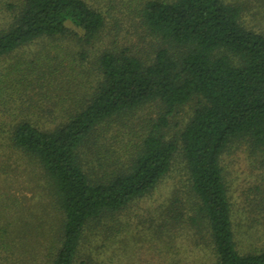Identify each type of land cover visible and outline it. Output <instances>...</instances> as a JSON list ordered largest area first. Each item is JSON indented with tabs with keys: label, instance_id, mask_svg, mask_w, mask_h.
Masks as SVG:
<instances>
[{
	"label": "trees",
	"instance_id": "16d2710c",
	"mask_svg": "<svg viewBox=\"0 0 264 264\" xmlns=\"http://www.w3.org/2000/svg\"><path fill=\"white\" fill-rule=\"evenodd\" d=\"M240 19L223 0H0V58L76 30L87 43L111 31L115 44L82 70L55 57L42 69L41 49L0 72V149L12 148L4 172L18 174L24 159L40 182L32 200L0 190V264H19L17 255L106 264L103 248L127 249L119 216L152 195L178 153L190 198L147 208L161 264H179L186 245L200 256L193 264L205 253L209 264H264V232L251 211L236 216L221 163L242 140L264 152V32ZM149 103L162 107L156 121L129 149L111 151L110 123ZM186 104L190 117L167 138L169 117Z\"/></svg>",
	"mask_w": 264,
	"mask_h": 264
},
{
	"label": "rangeland",
	"instance_id": "374dc122",
	"mask_svg": "<svg viewBox=\"0 0 264 264\" xmlns=\"http://www.w3.org/2000/svg\"><path fill=\"white\" fill-rule=\"evenodd\" d=\"M225 3L237 5L240 9L241 22L250 29L264 32V0H223ZM75 34L67 35L62 38L45 39L38 42L31 43L30 45L21 48L18 52H14L10 56L0 58V72L4 70L9 63L15 60V57L19 55L20 58L33 60L36 57V53L41 49L46 50V56L49 62L44 58L40 59L38 66L45 70H51L56 60L60 59V67L67 68L70 66V62H77V69L82 70L83 65L90 62L94 64L97 57L107 49L112 48L115 44L111 39L113 34L108 30L102 32L98 37L94 38L91 43H87L84 38L81 37V33L77 30ZM152 42L154 39L146 37L143 40V52L145 54L150 53L152 49ZM44 53V52H43ZM45 57V56H43ZM54 58V59H55ZM51 61H50V60ZM91 65H87L89 69ZM92 69V68H91ZM89 69V70H91ZM35 71L30 73L34 75ZM92 75L88 79H92ZM192 104H186L178 107L174 114L169 117L168 127L165 129V136L168 138H176L179 129L186 122L192 113ZM162 112V107L158 103H149L141 108L131 112L130 114L121 118H115L110 123L108 129L109 149L113 152L124 149L127 145L128 149L131 147V143L140 136L144 135L151 124L156 121L158 115ZM4 117L3 113H0V119ZM2 135L1 137H3ZM114 136V137H113ZM3 142H4V138ZM1 142V140H0ZM121 147V148H120ZM12 153V148L9 146L0 149V190L7 189L12 194L20 197L21 199L32 200L33 194H38L40 188L38 180L31 178V174L27 170L23 169L27 161L19 159L21 162V171L14 175L13 173L7 174L4 172L3 165L6 164L5 153ZM15 153L10 159V166L14 167ZM264 160V152L259 149L253 148L248 141H239L230 145L229 149L222 155V167L224 169V175L229 188V195L234 202V208L236 216L240 217L242 211H251V214L255 215V220L252 224L259 227L256 228L258 234L264 232V215H263V203L261 201L264 195V166L262 165ZM189 180L188 174L183 163L180 153L176 154L171 169L163 179L159 182L157 188L152 195L146 197L143 200L138 201L136 204H132L130 208H127L119 216L125 221L128 237L123 251L122 244H118L117 248L111 246L108 250L103 248L102 255L100 256V262L106 264H161L163 261L162 253L159 248L162 246L159 239L152 234L151 228H149V222L147 215L150 213L147 208H156L153 213H157V205L166 202V200L172 195H177V199L185 200L190 198ZM165 204V203H164ZM147 210V211H146ZM160 210V209H159ZM257 219V220H256ZM185 237V236H183ZM182 237V239H183ZM181 246L185 247V242H181ZM182 247V249H183ZM99 249L101 247H98ZM187 251L179 254V264H193L199 261L200 256L194 254L189 246L186 245ZM17 263L19 264H40L39 260L31 259L25 260L24 257L17 255ZM169 257V256H168ZM167 257V258H168ZM40 259V257H37ZM204 263L209 264V257L206 253L202 257Z\"/></svg>",
	"mask_w": 264,
	"mask_h": 264
}]
</instances>
